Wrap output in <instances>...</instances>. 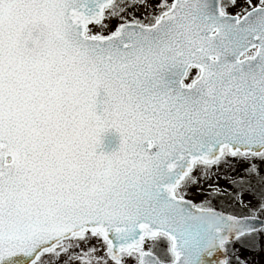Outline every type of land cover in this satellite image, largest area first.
<instances>
[{"label": "snow or ice", "instance_id": "snow-or-ice-1", "mask_svg": "<svg viewBox=\"0 0 264 264\" xmlns=\"http://www.w3.org/2000/svg\"><path fill=\"white\" fill-rule=\"evenodd\" d=\"M262 242L264 0H0V264H250Z\"/></svg>", "mask_w": 264, "mask_h": 264}, {"label": "rangeland", "instance_id": "rangeland-1", "mask_svg": "<svg viewBox=\"0 0 264 264\" xmlns=\"http://www.w3.org/2000/svg\"><path fill=\"white\" fill-rule=\"evenodd\" d=\"M113 24H115V21H113ZM239 170L240 169L238 167L237 172H239ZM218 183L221 186H227V181L224 179L219 180ZM188 198L192 199L194 202H200L201 200L204 199V195L201 192H198L196 190V188L194 187ZM245 199L246 200L252 199V197L250 195H246ZM212 203L218 209H223L226 211H237L238 210L235 206L229 207L228 205L231 203V201L225 197H218V198L214 199L212 201ZM262 243H264V242H262ZM246 252H249V253H246ZM244 253H246V254H244ZM243 255L248 256L247 259L249 260L250 264H252L253 262H257V261L260 262L258 264H264V247H262L261 244H258L255 249L243 250Z\"/></svg>", "mask_w": 264, "mask_h": 264}, {"label": "water", "instance_id": "water-1", "mask_svg": "<svg viewBox=\"0 0 264 264\" xmlns=\"http://www.w3.org/2000/svg\"><path fill=\"white\" fill-rule=\"evenodd\" d=\"M119 142V134L116 133L114 130H110L109 132L104 134L102 147L97 149V151L102 150L104 152H111L115 149H118Z\"/></svg>", "mask_w": 264, "mask_h": 264}, {"label": "trees", "instance_id": "trees-1", "mask_svg": "<svg viewBox=\"0 0 264 264\" xmlns=\"http://www.w3.org/2000/svg\"><path fill=\"white\" fill-rule=\"evenodd\" d=\"M246 253H249V252H246ZM246 253H244V254H246ZM245 257H248L247 255H244ZM258 263H260L259 261H257V262H253L252 264H258Z\"/></svg>", "mask_w": 264, "mask_h": 264}]
</instances>
